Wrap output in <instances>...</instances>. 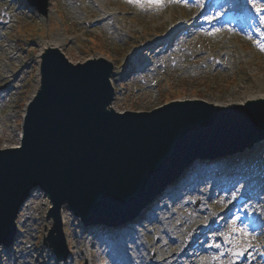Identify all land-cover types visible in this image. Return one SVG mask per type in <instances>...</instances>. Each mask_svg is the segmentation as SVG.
I'll return each instance as SVG.
<instances>
[{"label":"water","instance_id":"1","mask_svg":"<svg viewBox=\"0 0 264 264\" xmlns=\"http://www.w3.org/2000/svg\"><path fill=\"white\" fill-rule=\"evenodd\" d=\"M46 13V0H29ZM42 88L31 102L19 148L0 149V242L11 243L15 217L32 184L66 199L84 223H125L195 158L233 154L264 129V112L173 101L155 109L101 112L111 95L106 65H70L48 52ZM56 248H66L56 217Z\"/></svg>","mask_w":264,"mask_h":264},{"label":"rangeland","instance_id":"2","mask_svg":"<svg viewBox=\"0 0 264 264\" xmlns=\"http://www.w3.org/2000/svg\"><path fill=\"white\" fill-rule=\"evenodd\" d=\"M52 1L54 6L46 15H42L36 13L34 8H27L25 0H0V18H5V12L10 15L9 21L0 25V148L17 143V136L10 129L15 127L20 130L25 104L35 86L38 45L53 37H58V42L63 43L64 57L73 64L87 60L96 51L114 57L116 67L121 72L114 80L117 93L116 106L112 111H148L181 97L229 103L245 94L264 91V51L254 43L258 38L252 36L249 39L248 34L225 27L207 29L208 21L200 14L196 2L175 0L165 3L167 0H161L159 4L151 5L155 7V12L151 14L143 10L146 0H143L142 6L129 3L128 0H99L109 9H118L120 15L116 17V24L122 33L117 36L107 27L88 26V22L97 19L102 11L90 7L87 0H80L84 22L76 16L74 6L66 3V0ZM256 2L264 3L260 0ZM20 5L22 7L19 8ZM188 23V28L194 32L183 44L190 53L202 52L196 62H206L205 66L199 64V67L183 71L176 61L184 62L182 51L178 49L164 54L161 61L157 60L155 54H148L147 45L159 49L163 39L178 35L181 25ZM190 53H185L187 62L191 61ZM223 53L225 57L216 62L219 65L214 68L213 62L207 60L208 56H220ZM164 59L166 67L162 68L160 62ZM142 60L152 63V68L144 76L128 72L129 64L137 67ZM25 64H30V68L22 69L21 66ZM14 72H19L21 79L14 80ZM16 85L18 88L13 89ZM10 112L14 115L10 116ZM209 187L203 188L205 194L213 188L211 185ZM185 192L181 193L182 198L169 211L165 209L171 205L170 200L165 201L161 208V211H166L164 216L175 211L168 224L176 228L179 226L178 213L189 215V209L192 212L199 204L194 194ZM233 193L231 190L228 199H224L222 194L213 195L204 206L221 209L232 205ZM186 197H189L187 206L183 204ZM62 216L66 218V213H62ZM50 226L52 228L54 224L40 215L30 228L19 227L17 240L11 249L16 250V255L22 256L20 264H26L24 261L27 259L31 261L28 264H40L33 259L40 252L48 264L49 260L55 264L107 263L91 237L82 231H77V234L75 230L70 232L67 227L71 233L69 242L72 253L66 261L58 262L55 255L43 247L44 238L47 240L50 237ZM154 230V225L150 224L142 227L141 232L138 230L136 235L142 242L152 243L155 241ZM188 235L186 232L180 234L183 245ZM247 250L240 253L243 249L233 243L227 256L216 264H240L241 255L247 259ZM211 255L214 261L218 252L213 251ZM2 256L5 259L6 253H2Z\"/></svg>","mask_w":264,"mask_h":264},{"label":"bare ground","instance_id":"3","mask_svg":"<svg viewBox=\"0 0 264 264\" xmlns=\"http://www.w3.org/2000/svg\"><path fill=\"white\" fill-rule=\"evenodd\" d=\"M95 1V0H94ZM170 1H175V0H167L165 3H169ZM66 3L69 5H73L75 10H76V16L84 21V14L81 12V5L78 0H66ZM88 4L93 6L94 9L98 11H104L103 15L99 18H97L95 26L100 27L103 24L106 27H109L115 35L119 36L122 32L120 26L116 25V14L114 12H106L109 8L104 5L101 1H96L92 2L89 1ZM145 8L143 9L144 12L147 13H154L155 12V7L150 6L147 3V0L145 1ZM54 6V2L52 0H48V9L49 11L51 8ZM29 8V7H27ZM107 9V10H106ZM79 10V11H78ZM8 20V18H7ZM125 25V24H124ZM259 28L256 24L253 27L252 32L255 33L256 35L260 36L255 29ZM120 30V31H119ZM263 31V30H262ZM58 37H53L52 39H46L44 42L40 43L38 45V50L36 53V61H37V75H36V83L35 86L32 90V93L29 95V99L26 102L25 108H24V114L28 111L29 106L31 102L35 99V97L38 95L39 91L42 88V63H43V58L45 57L46 53L48 52H56L57 54H63V43L58 42ZM185 39L183 38H178V40L175 42H172V49L176 50L178 48L179 51H182L183 54V63L177 61V65L179 68H181L183 71H187L190 68H196L199 67V64L202 66H205L206 62H200L199 64L196 62L197 57L200 56L202 52L197 51V52H192L190 53L188 49H186L185 45L183 42ZM191 42V41H190ZM190 53L191 61H185V53ZM89 61H95V62H101L106 65V79L108 84L111 87V95L109 97H106L102 99L99 103V110L101 112H111L112 108L116 106V92H115V86H114V80L117 77V75L120 73L116 67V60L114 57L105 54L100 51H96L94 54H92L90 57L87 58ZM218 60V59H217ZM175 61V62H176ZM141 64V65H139ZM138 64V68L134 67L133 70L134 72H139V71H145L146 66L148 64H142L140 62ZM178 101H185V100H194L190 98H178L176 99ZM213 106L221 108L223 110H233L236 108H244V109H250V108H255L258 110H261L264 112V91H256V92H251L248 94H245L242 96L239 100L229 102V103H224V102H214L211 103ZM27 113L24 115L26 116ZM18 144H15L13 148H16ZM248 152H254L253 157L251 162H249L246 167H245V173L242 176V180L244 182H247L245 188L243 189V193L247 194L248 189L250 190L249 195L247 196V204H248V215L251 217L249 221V231L254 232V238L249 239L250 247H246L244 245V242L239 239V234L237 233L236 237L238 240V243H234L238 245L241 249L248 248V256H247V263L245 264H255V261L259 260L257 257V253L260 252V246L262 242L264 241V129H258L252 139V142L250 144H247L243 150L242 154L243 156L248 153ZM237 152L234 154L236 155ZM234 155V156H235ZM231 156L225 157L223 161L228 162L230 160ZM219 158L216 160H213L212 166L217 162H219ZM227 164V163H225ZM205 165V164H204ZM203 164L200 165V163H194L193 165L188 167V177L190 178V182L188 183V186L185 188L186 194H194L198 200L199 204L194 208V210L191 212L189 209V215L181 214L178 213L179 220V226L178 228L168 225L169 219L174 215V212L172 211L171 213L167 214L165 218H156L157 216L154 215V219H156V230H155V235L157 236V239L153 243H146V242H141L138 243L135 247V253H139L134 259L131 261H124L123 263H115L113 258L111 257V262L112 264H183V263H188V264H216L219 259L224 258L226 254L228 253V250L231 248L233 243L226 242L224 245L219 244L221 247H212L220 250L221 252L218 253V255L215 257L216 260L212 261V255L210 252H207L205 249V244L209 245H214L218 244L215 241V235H207L203 234L202 229L204 228V225L201 226V224L197 221L199 218L204 217V211L205 208L203 206L204 203H207L210 198L215 194L217 190L223 195L224 199L229 198V193L231 190L236 188V183L234 182H228L227 184L225 183H211V178L209 175V171L205 170L204 172H201L203 168ZM202 173V176H201ZM209 175V176H208ZM201 176V177H199ZM199 178V182L196 184V179ZM194 183L196 185H194ZM209 185L213 186L214 191H211L212 194L210 196H207L203 192L204 187H209ZM200 186V187H198ZM203 186V187H202ZM185 206L189 205V197L185 198V202L183 203ZM235 205V204H234ZM61 209V208H60ZM60 209L57 212V215L53 212L54 209L53 207H50V217L52 220L54 217H57L59 220L60 217ZM158 213L157 209H154ZM52 212V213H51ZM214 212V211H212ZM211 212V213H212ZM234 206L230 205L229 206V212L227 215H225V219H227V223L229 224V221L231 220L232 216L235 215L234 213ZM151 216H153V212H151ZM224 216V215H223ZM142 216H138L137 218H141ZM133 220L135 222L137 220ZM247 222V220H243ZM248 223V222H247ZM62 224V221H61ZM252 225V226H251ZM62 230L63 234L67 240V245H68V250H67V255L70 254L71 248L70 244L68 241V235L64 231L63 225H62ZM133 230V228L131 229ZM131 230L124 231L122 228H120L119 232L121 233L119 236H117V241L121 243L122 245V250H113L112 253H124V254H129L130 251H128L125 248V243L127 241H124V238L126 235L129 234ZM53 232V231H52ZM55 232V229H54ZM53 232V233H54ZM186 232L187 234L193 232L194 236L192 239L196 238L198 239L199 243L195 248H190L188 247L190 252H183V249H181V242H180V234ZM50 237L43 242V246L45 249L48 250H54V242L52 239V233L49 234ZM135 239V238H134ZM133 239V240H134ZM134 242H138L137 240H134ZM190 246V245H189ZM1 244H0V251H1ZM227 252L226 254L224 252ZM253 252H255L253 256ZM151 253V255H149ZM244 253V251H243ZM1 257V255H0ZM174 257L175 260L172 262L169 260V258ZM43 258L41 252L38 253L34 260L39 262ZM231 258V257H229ZM58 261L64 260V257H57ZM51 264H54L53 261H49ZM0 264H2L0 262Z\"/></svg>","mask_w":264,"mask_h":264},{"label":"snow or ice","instance_id":"4","mask_svg":"<svg viewBox=\"0 0 264 264\" xmlns=\"http://www.w3.org/2000/svg\"><path fill=\"white\" fill-rule=\"evenodd\" d=\"M129 3H136L138 5L143 4V0H128ZM161 0H147V3L151 6L152 4H159ZM181 2L187 3V0H181ZM249 2L252 4L253 8L255 9V12L258 14V18L260 21L261 26H264V3L257 4L256 0H249ZM196 4L199 7L203 6V0H196ZM217 16L219 13L216 14ZM214 17L211 16H205V19L210 20ZM215 31H219V29H216ZM260 35L259 40H255L254 43H256L257 47L260 48V50L264 51V31L261 30V28L255 29ZM211 34V33H210ZM248 38L252 39L251 33L248 34ZM233 196H235V193H233ZM239 234V239L244 242V245L246 247H250L249 239L254 238L255 233L249 231V224L245 221L241 220V216L239 214L233 215L231 220L229 221L228 229L223 233H218L221 235L226 242L229 243H238L237 237L235 234ZM214 247H221L219 244L212 245Z\"/></svg>","mask_w":264,"mask_h":264}]
</instances>
